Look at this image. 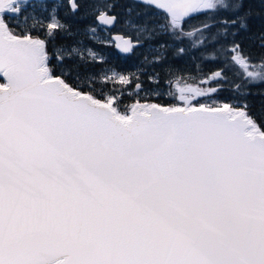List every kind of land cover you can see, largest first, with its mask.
<instances>
[{
    "label": "snow or ice",
    "instance_id": "6c2138e0",
    "mask_svg": "<svg viewBox=\"0 0 264 264\" xmlns=\"http://www.w3.org/2000/svg\"><path fill=\"white\" fill-rule=\"evenodd\" d=\"M138 2L168 19L134 31L152 39L171 30L193 49L230 43L221 50L236 75L264 82V60L250 70L236 40L248 29L244 0ZM68 5L79 11L76 0ZM29 7L0 0V264H264V126L247 104L212 99L216 87H180L168 93L179 103L167 105L97 98L52 63L75 47L50 54L33 28L18 32L8 19ZM56 10L48 37L69 27ZM221 11L232 18L217 20ZM193 14L206 20L184 31ZM96 19L116 22L106 11ZM120 39L124 52L142 46ZM226 79L225 68L212 74L216 84Z\"/></svg>",
    "mask_w": 264,
    "mask_h": 264
},
{
    "label": "trees",
    "instance_id": "16d2710c",
    "mask_svg": "<svg viewBox=\"0 0 264 264\" xmlns=\"http://www.w3.org/2000/svg\"><path fill=\"white\" fill-rule=\"evenodd\" d=\"M80 5L79 11L96 12V10L106 11L114 14L120 21L128 20L131 28L128 36L135 40L139 38L140 46L135 48L133 54L128 59H118L116 62L103 63L86 68L82 73H64V78L74 85L82 87L83 91L91 92L97 98L106 95H117L124 105H130L139 100L141 103L150 102L161 105L179 103L169 96V92L178 95L180 87H199L208 89L216 87L218 93L212 95V99L223 100L231 104H247L249 114L256 122L264 126V82L251 83L244 78L243 74L236 75L238 69L232 67L227 62V53L221 48L230 47L229 44H216L214 48L193 49L189 46L187 38L176 39L169 30L168 34H157L154 38L147 39L145 34L134 31L133 25H163L168 17L161 11L145 6L135 0H76ZM34 7H29L19 18L9 16L8 19L18 24L17 31L33 28L32 35L39 36L47 40L49 53H56L59 48H54L59 42L62 31L56 32L54 37H48L46 25L52 15L53 6H56V16L62 23L71 26L70 18L65 13H69L66 0H30ZM107 3L114 4L109 11ZM249 13L248 29L240 31L236 40L242 44L244 53L250 57L254 66L250 70L259 71V63L264 60V0H244V7L241 14ZM25 17H28L25 20ZM230 19L232 14L221 11L216 19ZM206 20L203 14H193L184 24V31L200 25ZM234 30V29H232ZM216 28H212L205 35L211 38ZM231 40V37L228 38ZM166 48L161 49V45ZM180 48L185 49L182 55H177ZM58 53V52H57ZM208 57L207 59L202 58ZM215 57V59H213ZM220 68H225L227 79L221 84L212 81V74ZM85 69V68H84ZM118 74L127 77L130 84L123 85L110 80L102 81L110 74ZM57 74L58 71H57ZM73 76H81L78 80ZM153 79L150 80L149 78ZM74 78V79H73ZM136 83L142 85L141 89L135 87ZM239 85V88L236 86ZM201 102H211L208 97H198Z\"/></svg>",
    "mask_w": 264,
    "mask_h": 264
},
{
    "label": "flooded vegetation",
    "instance_id": "af4514ba",
    "mask_svg": "<svg viewBox=\"0 0 264 264\" xmlns=\"http://www.w3.org/2000/svg\"><path fill=\"white\" fill-rule=\"evenodd\" d=\"M66 1L69 7L68 0ZM100 11H80L75 14L70 11L69 13H65V15L74 16V18L69 19L71 26L68 27L66 32L62 31L59 42L54 48H59L57 52L60 53L62 49L69 51L72 47H75L77 52L71 55H65L63 61L53 59L52 63L56 65V70L59 74L82 73L83 71H87L86 68L93 65L108 64L110 62H116L118 59L131 58L130 56L133 54L135 48L130 54L121 55L115 50L112 40L114 34H120L124 37H130L132 41L136 42L133 37L127 35L131 28L130 22L128 20L119 21L114 14L108 12V15L116 17V22L110 29L103 27L96 19ZM63 19L67 21V18L59 19V21L62 23ZM90 29H95V31L92 32ZM89 50L94 54V57L89 55ZM73 77L78 80L81 79V76Z\"/></svg>",
    "mask_w": 264,
    "mask_h": 264
},
{
    "label": "water",
    "instance_id": "95a60500",
    "mask_svg": "<svg viewBox=\"0 0 264 264\" xmlns=\"http://www.w3.org/2000/svg\"><path fill=\"white\" fill-rule=\"evenodd\" d=\"M136 2H138V0H135ZM143 4V3H142ZM152 8H154V9H156V10H159V11H161V12H163L167 17H168V14L163 10V9H159L158 7H156V6H152ZM110 16V15H109ZM110 17H112V16H110ZM98 21V20H97ZM98 23L100 24V25H102L103 27H106V28H112L113 26L112 25H104V24H102V23H100L99 21H98ZM121 37H123L124 39H131L130 37H124V36H122V35H120V34H114L113 36H112V40H113V43H114V47H115V50L117 51V53H119V54H121V55H128V54H130L132 51H130V52H124V51H122V48L121 47H118L117 45H119V44H122V40L120 39ZM132 40V39H131ZM134 42V41H133ZM135 43V42H134ZM134 48H136V47H134ZM133 48V49H134ZM132 49V50H133Z\"/></svg>",
    "mask_w": 264,
    "mask_h": 264
},
{
    "label": "rangeland",
    "instance_id": "374dc122",
    "mask_svg": "<svg viewBox=\"0 0 264 264\" xmlns=\"http://www.w3.org/2000/svg\"><path fill=\"white\" fill-rule=\"evenodd\" d=\"M107 80H110V81H113V82L119 83L118 75H115L114 73H113V74H110V75H108V76H106L105 79L102 80V81L104 82V81H107ZM123 85H124V84H123Z\"/></svg>",
    "mask_w": 264,
    "mask_h": 264
},
{
    "label": "built area",
    "instance_id": "2783aa9c",
    "mask_svg": "<svg viewBox=\"0 0 264 264\" xmlns=\"http://www.w3.org/2000/svg\"><path fill=\"white\" fill-rule=\"evenodd\" d=\"M0 82H2V81H0Z\"/></svg>",
    "mask_w": 264,
    "mask_h": 264
}]
</instances>
